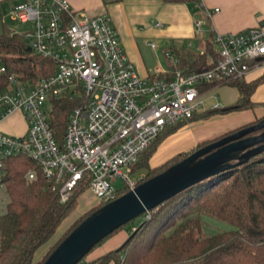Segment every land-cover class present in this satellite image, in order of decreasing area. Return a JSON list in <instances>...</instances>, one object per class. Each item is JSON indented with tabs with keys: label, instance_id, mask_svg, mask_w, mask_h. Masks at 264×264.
Masks as SVG:
<instances>
[{
	"label": "built area",
	"instance_id": "2783aa9c",
	"mask_svg": "<svg viewBox=\"0 0 264 264\" xmlns=\"http://www.w3.org/2000/svg\"><path fill=\"white\" fill-rule=\"evenodd\" d=\"M13 2L11 18L31 24L23 33L30 50L55 65L51 74L35 82L8 76L7 88L0 91V120L21 110L27 123L24 135L0 131V187L4 189L5 160L22 155L36 164L48 182L57 184L61 202L87 182L99 203L106 204L122 192L114 186L118 177L123 178L126 191L137 186L138 181L130 177L132 166L159 134L207 108H223L218 101L206 105L210 90L242 80L255 70L264 74V31L258 26L215 34L217 57L206 69H175L171 78H149L141 77L123 52L110 16L73 10L68 0ZM195 26L199 34L200 21ZM4 71L0 66V73ZM161 72L156 69V76ZM61 98L77 105L59 144L50 113L53 102ZM123 168L128 169L126 175ZM26 178H35L32 168ZM149 217L147 211L142 219Z\"/></svg>",
	"mask_w": 264,
	"mask_h": 264
},
{
	"label": "trees",
	"instance_id": "16d2710c",
	"mask_svg": "<svg viewBox=\"0 0 264 264\" xmlns=\"http://www.w3.org/2000/svg\"><path fill=\"white\" fill-rule=\"evenodd\" d=\"M204 50L203 54L193 51L182 54L175 69L190 72L210 67L217 57L212 43L207 42ZM54 65L52 61L34 54L23 34L7 28L0 31V66L5 68L0 73V91L7 88L8 76H15L24 83L35 82L51 74ZM172 74L166 78H171ZM261 81L246 82L242 79L227 84L236 87L240 97L234 105L218 111L227 113L251 108L250 97ZM76 105V101L67 98L53 102L50 123L59 144L62 143L68 116ZM212 112H198L188 121ZM175 126L164 130L140 154L132 172L149 167L148 160L163 141V135L172 133ZM221 137L204 142L199 147ZM187 155L178 154L164 165L148 168L138 183L161 173ZM30 168L35 172L33 180L26 178ZM2 184L9 200L5 212L0 214V264H34L35 251L50 239L59 224L75 209L79 196L88 189V183L79 184L72 196L61 202L57 184L48 182L31 159L17 155L5 160ZM101 205L99 203L96 208L78 217L36 264H41L75 226ZM148 213L150 217L142 219L140 225H130L131 221L102 239L98 244L119 229L129 228L130 236L121 248L93 264H109L111 260L115 264H264V152L184 189ZM204 217L219 221L229 229L207 235L204 232ZM132 226L136 227L134 231H131ZM119 252H123V258L118 255ZM78 264L88 263L82 259Z\"/></svg>",
	"mask_w": 264,
	"mask_h": 264
},
{
	"label": "crops",
	"instance_id": "0c3cea01",
	"mask_svg": "<svg viewBox=\"0 0 264 264\" xmlns=\"http://www.w3.org/2000/svg\"><path fill=\"white\" fill-rule=\"evenodd\" d=\"M68 2L73 10L84 11L91 16H110L123 52L141 77H156V69L162 71L159 76L170 77L171 72L178 67L182 54L187 51L204 53L207 42L212 43L213 53H215L213 37L217 33H236L256 26L264 31V0H68ZM13 5V0H0V31L5 28L3 22L5 11H11ZM196 21L201 23L199 34L196 33ZM156 23H160L161 26H156ZM166 53L171 56L167 57ZM256 79L262 81L250 97L253 106L233 115L230 114L234 116L230 124L210 130L211 126L208 128V124L193 128L197 122L206 121L208 123L210 117L193 121L180 128L178 133L175 132L172 139L168 138L170 144L169 141H164L160 149L164 147L163 152L166 153L175 146V148L195 147L202 141L264 117V74L261 70H255L244 78L246 82ZM220 95L223 101H219ZM205 96L207 106L218 101L223 108H226L234 105L240 94L236 87L222 85L214 87ZM207 110L213 111L212 115L216 113L223 115L215 109L207 108ZM0 131L10 135H24L27 131L25 113L16 110L4 117L0 120ZM174 140L179 144H173ZM167 146L168 149H166ZM90 191L86 189L78 198L77 205L80 207L82 205L81 215L96 208L99 204L94 198L89 201L83 200L85 194L92 193ZM0 207L3 208L2 203ZM70 225L59 231L56 236L50 237L35 251L34 264L47 255ZM129 236L128 226L119 229L93 248L83 261L93 264L104 255L121 248ZM121 254L123 252H119L118 255ZM109 264H115V262L111 260Z\"/></svg>",
	"mask_w": 264,
	"mask_h": 264
},
{
	"label": "water",
	"instance_id": "95a60500",
	"mask_svg": "<svg viewBox=\"0 0 264 264\" xmlns=\"http://www.w3.org/2000/svg\"><path fill=\"white\" fill-rule=\"evenodd\" d=\"M261 152H264V118L195 149L161 173L99 206L75 226L41 264H78L114 230L184 189Z\"/></svg>",
	"mask_w": 264,
	"mask_h": 264
},
{
	"label": "rangeland",
	"instance_id": "374dc122",
	"mask_svg": "<svg viewBox=\"0 0 264 264\" xmlns=\"http://www.w3.org/2000/svg\"><path fill=\"white\" fill-rule=\"evenodd\" d=\"M3 22L5 23V28H7L8 30L13 31L15 33H18V34H21L24 31H26V30L31 28V24L30 23H21L18 20L12 19L11 15H10V11H7V10L5 11V14L3 16ZM219 101H223V98H222L221 95L219 96ZM228 107H230V106H228ZM244 110L245 109L237 110V111H230L228 113H223V115H221L220 113H216L214 115H212V114L206 115V116H204L202 118H199V119L203 120V119H208L210 117V119L208 120V123H206V121L197 122L194 125L193 128H195V126H198V125L204 126L205 124H208L207 125L208 128L211 126L210 130L217 129V127L228 125V124H230L233 121L234 116H230V114L233 115L236 112H240V111H244ZM197 118H198V116L195 117L194 119H192L191 121L181 123V124L175 126V130L172 133L163 135L164 136L163 141L161 143H159V145L157 146L155 152L151 155V157L148 160V166H149L148 168L153 169V168H157V167H159L161 165H164L165 163H167L169 160H171V158L175 157L176 155H178V154H189L192 151H194L195 149H197L200 144H202L204 142H208V141L214 140V139H216L218 137H221L224 134L228 133V132H226L224 134L214 136L213 138H211L209 140L202 141V142L198 143L197 146H195V147L186 146L184 148H178V147L175 148L176 147L175 146L174 149H176V150H174V149L168 150V152H166V153L163 152V151H165L163 149L164 147H162L160 149V145L164 141H166L168 138L172 139V137L174 136L175 132L178 133L180 128H182L184 125H187V124H189V123H191L193 121L199 120ZM212 124L214 126H212ZM233 130H231V131H233ZM175 139L178 140V138H175ZM176 140L173 141L174 142L173 144H175V145L179 144V143H177ZM168 141H169V144H170V140H167V142ZM168 146H167V148L166 147L165 148L168 149ZM148 168H143V169H139V170H137L135 172H132L130 174V177L132 179H135L136 181H138V180H140L141 178H143L145 176ZM131 171H132V169H131ZM122 173H123V175H126L128 173V169L127 168H123L122 169ZM114 186L117 189L122 190V193H124L125 189H123L124 181H123L122 177H118L116 179V181L114 183ZM83 198H84L83 199L84 201H89V200L94 198L95 201L96 202L98 201V203H99V199L93 193H87V194H85V196ZM0 199H2V201L4 203L3 208L0 209V214H2V211H5L6 204H7L8 200H9L8 194L6 193V191H5V189L3 187H0ZM0 203H1V201H0ZM81 209H82V205H81V207H80V205H77L75 207V209L59 224V226L56 228V230H55V232L53 233L52 236H56L59 231H61L65 227L69 226L79 215H81L80 214ZM203 219L205 221L204 232L207 235H213V234L217 233L220 230L229 229V226L224 225V224L220 223L219 221H216V220H213V219H210V218H207V217H204ZM141 223H142V216H138L137 218H135L130 223V225L138 226Z\"/></svg>",
	"mask_w": 264,
	"mask_h": 264
}]
</instances>
